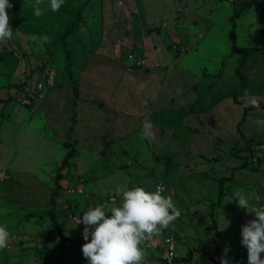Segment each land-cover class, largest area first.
Returning a JSON list of instances; mask_svg holds the SVG:
<instances>
[{
    "label": "rangeland",
    "instance_id": "obj_1",
    "mask_svg": "<svg viewBox=\"0 0 264 264\" xmlns=\"http://www.w3.org/2000/svg\"><path fill=\"white\" fill-rule=\"evenodd\" d=\"M12 1L36 3V0ZM239 1L151 0L149 4L154 5V13L158 14L154 16L150 10L149 13L162 27L169 22L165 30L170 34L182 28L184 34L192 35L187 43L183 44L181 40L170 44L179 51V57L183 56L181 53L193 50L203 38L199 30L206 34L210 28H215L213 36L217 34L219 47L212 56H216L226 51L230 44L226 29L230 26L229 16L234 4ZM259 1L258 10L252 7L238 19L237 34L239 44L245 46L248 43L246 46L259 48L250 58L245 72L251 80L264 82V22L260 16V12L264 13V0ZM40 6L45 10L49 0H42ZM177 7L179 9L175 11ZM10 27L12 38L0 41V50H11L18 57L17 64L13 60L0 63V98L4 99L0 102V224L6 225L10 233L8 247L0 250L1 262L11 260L16 248L24 250L30 244L31 250L25 260L30 259L23 263L88 264L84 256L79 255L85 243L83 236L66 241L64 255L61 237L52 224L51 215H41L42 210L50 208L55 176L70 150L64 143L70 141L67 130L71 119L76 118L72 96L75 84H78L82 95L100 97L112 107L125 111L122 116L128 114V119L115 123V116L107 115L110 110L102 105L99 108L100 123L93 125L92 130L88 127L89 132L84 126V131L80 130V134H84L80 135L82 144L78 145L89 152L81 153L72 143L79 153L70 159L71 165L62 170L64 178L56 197L58 225L64 232L72 236L82 234L83 223H76L89 206L119 205L121 196L117 187L141 186L154 190L161 179L167 184L164 195L171 196L180 209V216L169 229L177 236V252L183 264H211L213 253L204 248L210 244L212 230L209 228L213 222L217 224V234L213 236L218 250L216 257L226 258L229 264H248L247 249L241 243V228L255 216L239 208L235 200L227 201L239 187L250 197L249 210L264 207V125L257 123L264 120V108L254 109L242 119L245 103L226 97L211 107L183 115L195 101V107L210 101L215 78L202 77V66L194 72L196 75L179 70L174 58L170 64L173 69H168L165 77L166 87L152 103L151 110L141 116L144 101L132 73L112 70L110 60L93 55L91 66L76 69L74 81L63 67L67 58L61 44L63 57L58 54L54 59L58 50L50 54L47 44L38 47L32 39L40 34L24 36L15 24L10 23ZM120 45L122 55H128L130 61L129 55L134 54L135 47L126 43ZM13 64L15 68L11 72ZM238 64V54L227 59L224 76L216 83V90H228L236 85ZM49 69L56 71L55 86L62 87L55 96L56 107L49 106V92L53 87H46L43 99H35L37 84L44 81ZM83 70L86 74H82ZM217 71L209 69L212 74ZM252 96L264 104V95ZM241 98L246 99L245 96ZM54 108L57 110L53 111ZM51 115L55 116L57 126L50 123L48 116ZM147 115L153 119H147ZM116 117L120 119L118 115ZM145 130L150 133L147 137L143 135ZM244 162L245 166H242ZM233 168V177L225 180L224 195L218 202L219 180L231 176ZM18 211L25 212L18 215ZM17 216L20 221L23 218L31 220L24 224L26 230H35L36 234L30 240L25 233L13 230V220L17 222ZM70 242L77 246V252L72 250L71 255L68 248L73 244ZM190 250H193L192 259L184 261ZM43 253L45 261L39 257ZM261 255L264 258V253Z\"/></svg>",
    "mask_w": 264,
    "mask_h": 264
},
{
    "label": "crops",
    "instance_id": "obj_2",
    "mask_svg": "<svg viewBox=\"0 0 264 264\" xmlns=\"http://www.w3.org/2000/svg\"><path fill=\"white\" fill-rule=\"evenodd\" d=\"M150 1L151 0H80L83 6L84 20H82L83 22H81L79 26L77 38L71 39L67 45V48L71 52L72 63L70 69L75 80L77 79L76 69L79 71L87 68V65L91 66V61L95 56H99L97 57L99 59L110 60L112 70L116 68L117 70L121 69L127 74L132 73V77L136 79L137 87L144 101V108L141 116H144L148 113V110H151L153 105L152 103L166 87L165 77H167V70L173 69L170 64H172V60H174V58L178 61L177 65L180 67L178 68L179 70H186L190 73H194L200 70V67L202 66L204 69H208L209 71L210 68L219 69L223 56L230 52L231 47L230 44H227L226 51H223L216 56H212V52L217 50L219 47L217 34L213 36L215 28L212 30L211 28H208L209 30L206 34L197 28L200 31V34L203 35V38H201L195 48L193 47V50H190L191 52L185 51L181 53L183 56L179 57V51L176 50L174 45L171 47L170 44H174V42L181 40L183 44L187 43L186 40L189 41V39L192 38V35L189 36L188 32L184 34V30L182 28H179L178 32L174 30L171 34L167 32L165 28L169 25V22L164 21V27H162L161 24L157 23L158 21H155L156 18H152L150 15L149 10L151 14H154V16L158 14V12L154 13L155 8L153 4H149ZM85 2L87 3L85 4ZM178 9L179 8L177 7L175 11ZM176 17L177 15L175 17L173 16V24L176 22ZM229 27L230 26L228 25L226 29L227 31L229 30ZM194 31H196V29H194ZM122 43H126L133 48L135 47L133 50L134 54L145 58L147 64L143 66H131L133 65V61L131 62L132 59L130 58L131 60L129 61L128 55L123 56L120 51V44ZM246 45H248V43ZM60 47L61 45L55 53L54 59L58 54H60ZM100 54L104 56H100ZM60 57H63V55L60 54ZM210 57H212V59ZM192 63H194V65L191 67L190 64ZM65 64L66 62L63 61V67H65ZM82 72L80 73L86 74V70H83ZM70 90L73 92L72 89ZM61 91L62 87L58 85L50 90L49 106L56 107L58 100L55 96L56 93ZM72 97L74 98L73 101L76 107L75 119L77 121L73 124L71 119V125L67 130L68 133H66L69 134V142H74L75 147L81 153L89 151H83L82 147L78 145V143H80V145L82 144L80 142V135L84 134H80V130L84 131V126L87 129V132H89L90 129H88V127L91 126L92 130L93 125L100 123L99 117L101 118L102 116L99 114V108L102 105L110 110L106 113L107 115L111 114L115 116V123L116 120L124 121L128 119V114L122 116L125 111L121 112L119 109L112 107V104H108V102L104 101L100 97H91L90 94L82 95L79 85L77 86V95L76 90H74ZM56 110L57 109L54 108L53 111ZM117 115L120 119L116 117ZM48 117L50 123L57 126V120L54 121L55 116L51 115ZM115 125L112 126L114 131L116 130ZM71 126L73 127V131L70 133ZM69 148L71 149V147ZM64 150L66 152V148H64ZM23 212L25 211H18L17 213L18 215H22ZM16 219L17 222H15V219L13 220V230L25 233V236L28 240H30L32 236L36 234L34 232L35 230H26L27 226L24 224L30 222L31 220L29 221L23 218V221H20L18 216ZM45 219L47 220L46 217H44V220ZM65 235L73 238L72 241L82 237L81 233H77V235L72 236L66 232ZM70 243L73 244L68 248L71 255L72 250L75 251L77 246L74 242ZM29 245L30 244H28V246ZM28 246L24 250L16 248L15 253L10 257L11 260L8 261L6 259L1 262L2 259H0V264H26L23 262L30 259L28 258L25 260L26 255H29V251L31 250ZM61 253H64L65 255V246L63 250L61 249ZM79 255L83 257L82 251ZM39 257L44 259V261L46 260V255L44 256V253L42 255L40 254ZM35 259H37V257H35ZM147 264L159 263L155 260H150Z\"/></svg>",
    "mask_w": 264,
    "mask_h": 264
},
{
    "label": "clouds",
    "instance_id": "obj_3",
    "mask_svg": "<svg viewBox=\"0 0 264 264\" xmlns=\"http://www.w3.org/2000/svg\"><path fill=\"white\" fill-rule=\"evenodd\" d=\"M42 0H36L31 5L34 17H41L44 10L40 6ZM64 0H49L51 11H58ZM13 5L10 0H0V41L11 39L13 29L10 27L8 9ZM38 47L50 43L47 35L33 36ZM246 106L258 107L257 100L244 90ZM257 123L264 125V120ZM143 135L150 133L145 130ZM121 196L119 205L100 203L89 206L78 217L77 223H83L82 232L85 243L81 251L88 264H147L142 244L152 241L163 230L168 229L180 216V209L175 205L171 196L163 195V186L158 184L155 190H147L141 186L117 187ZM249 195L242 188H235L233 196L227 201L235 200L237 206L255 218L242 225V245L247 249L248 264H264V207L250 209ZM10 233L6 225L0 224V250L6 249ZM91 237V239H89ZM221 264L229 261L221 257Z\"/></svg>",
    "mask_w": 264,
    "mask_h": 264
},
{
    "label": "trees",
    "instance_id": "obj_4",
    "mask_svg": "<svg viewBox=\"0 0 264 264\" xmlns=\"http://www.w3.org/2000/svg\"><path fill=\"white\" fill-rule=\"evenodd\" d=\"M10 3L13 5L12 8L8 9L10 15V23L15 24L22 34L26 36V34L30 33H38L40 36L47 35L50 39V43H46L47 47L49 48L50 54H54L60 44L63 47V50L66 54L67 64L65 65L66 71L68 72V76L70 79L76 81L70 69L72 60H71V52L67 48L68 43L71 39H75L78 36V29L83 19V6L80 0H64V4L61 8L53 12L51 8L48 6L44 10V14L37 18L33 16L31 3L19 4L15 3L14 1L10 0ZM261 2L259 0H241L238 3L234 4L232 12L229 16L230 20V29L228 31V39L230 41V52L223 56L221 60V66L215 74H212L207 69L202 71V77H213L215 80L213 81V86L211 90L214 92L210 101L206 104H201V106L195 107L196 101L193 103L189 110H186L183 115L188 114L189 112L200 111L211 107L226 97L233 98L236 102H244V90H249L250 95H264V82H257L251 80L247 73L245 72V67L249 63L251 57H253L254 53L259 51V48H255L254 46H244L239 44V37L237 34L238 19L247 11H249L252 7L256 10L259 9ZM260 16L262 22H264V13L260 12ZM264 51V49H263ZM239 55V64L236 67V76H237V83L236 85L228 90H216L215 85L217 82H220L224 76V68L226 66V61L228 58L232 57L233 55ZM9 60H13L15 64L18 62V57L13 53L11 50H0V63L4 64ZM15 68L13 64L10 67V71L12 72ZM77 86L75 84V90L77 95ZM202 95V92L199 93ZM258 102V107L246 106L244 109V115L242 119H245L247 114L254 110V109H263L264 104L260 99H256ZM202 100H199L201 102ZM0 102H4V99L0 98ZM203 103V102H202ZM75 110V109H74ZM147 119H153V116L147 115ZM73 124H75L76 119L73 117L72 119ZM73 131V127L70 128V133ZM241 134L243 135L242 131ZM67 147H71V149L67 152L62 164L59 166L57 174L55 176V190L52 193L50 198V208L42 210L41 215H51L53 226H55L59 232L61 237V247L63 248L66 241H72L73 238H70L65 235L63 229L58 225V217L56 213L57 207V200L56 197L59 195V191L61 188L60 181L64 178V174L62 170L65 167H69L71 165V158L74 157L78 152V150L73 147L72 143L68 140L64 143ZM242 166H245L242 164ZM235 168L232 169L231 176H223L220 178V191H219V200L221 202L224 191H225V180L232 178ZM210 230H216L217 224L213 222L209 228ZM217 234V233H216ZM205 250V248H204ZM193 257V250H190L186 257H184V261L191 260ZM221 260L219 257H216L214 254H211V264H219Z\"/></svg>",
    "mask_w": 264,
    "mask_h": 264
},
{
    "label": "built area",
    "instance_id": "obj_5",
    "mask_svg": "<svg viewBox=\"0 0 264 264\" xmlns=\"http://www.w3.org/2000/svg\"><path fill=\"white\" fill-rule=\"evenodd\" d=\"M129 57L133 59V65L143 66L147 64L146 59L139 57L137 54H130ZM44 78V81H39L37 84V95L35 99H43L46 93V87L52 88L56 85V71L49 69V71H46ZM158 184L163 186L164 195L167 190V184L161 179L156 182V185ZM177 244L175 232L171 231L169 228L163 230L158 236H155L152 241L142 244L147 252L146 262L155 260L159 264H183V259L177 252Z\"/></svg>",
    "mask_w": 264,
    "mask_h": 264
},
{
    "label": "water",
    "instance_id": "obj_6",
    "mask_svg": "<svg viewBox=\"0 0 264 264\" xmlns=\"http://www.w3.org/2000/svg\"><path fill=\"white\" fill-rule=\"evenodd\" d=\"M216 233V230H212L211 234H210V244L208 247H205V251L207 252H212L215 256H218V250H217V244L214 241V234Z\"/></svg>",
    "mask_w": 264,
    "mask_h": 264
}]
</instances>
